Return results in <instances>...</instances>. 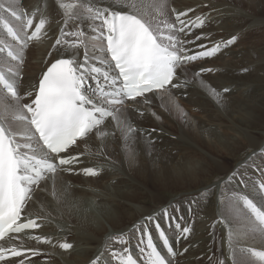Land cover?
Segmentation results:
<instances>
[{
    "label": "snow or ice",
    "instance_id": "obj_1",
    "mask_svg": "<svg viewBox=\"0 0 264 264\" xmlns=\"http://www.w3.org/2000/svg\"><path fill=\"white\" fill-rule=\"evenodd\" d=\"M54 2L60 10L61 27L46 62L53 51L57 59L46 67L33 89L23 93L26 50L51 38L49 25L53 20L48 14V0L38 2L31 12L13 0L0 2V32L15 42L0 39V262L10 264H26L28 252L31 257L41 255L38 249L26 247L25 240L71 250L73 243L66 239L71 225L67 229L57 225L59 233L65 234L60 237L64 242H54L52 235L31 233L54 223L57 217L62 219L59 213L33 214L37 193H47L56 203L63 200L67 205L72 185L62 174L99 176L102 167L79 165L86 163L84 158L110 161L106 148L117 134L126 156L134 161L135 152L127 149L138 129L132 123L130 107L139 116L144 110L137 105L155 104L165 112L175 109L189 123L191 118L177 102L174 90L186 96L183 90L193 82L188 79L189 66L215 58L239 41L232 35L211 46L201 43L202 50L193 53L188 45L195 41L188 37L194 29L206 26L211 13L185 20L194 9L179 11L169 0H111L106 6L96 0ZM204 38L198 34L195 40ZM216 71L201 67L193 79L218 107L224 108L232 89L224 86L218 90L200 79L203 73ZM90 80L95 81L94 89ZM29 97L30 101L23 103ZM151 115L161 119L155 111ZM241 168L243 172L237 169L224 181L229 188H221L217 223L227 229L231 264H264V251L239 246L242 237L264 242V147L254 151ZM162 213L167 228L155 216H148L128 230L111 233L91 264H110V260L116 264H178L177 257L188 248L177 252L175 243L187 239L192 228L179 222L183 216L177 217L167 208ZM168 230L176 233L175 243ZM133 239L138 257L131 250ZM113 244L121 248L114 250ZM105 253H110V259ZM214 264H225V260L217 258Z\"/></svg>",
    "mask_w": 264,
    "mask_h": 264
},
{
    "label": "bare ground",
    "instance_id": "obj_2",
    "mask_svg": "<svg viewBox=\"0 0 264 264\" xmlns=\"http://www.w3.org/2000/svg\"><path fill=\"white\" fill-rule=\"evenodd\" d=\"M0 2H4V0H0ZM13 2L18 3L20 7L31 12L37 3H43V0H13ZM96 2L106 6L111 3V0H96ZM170 6L175 7L179 11L194 9V11L189 13L188 17H184L185 20L194 18L199 14L211 13L210 19L206 24L209 28L194 29L188 37V39L195 41V43L188 45V48L193 53L202 50L199 48L201 43L211 46L212 42L243 33V31L233 29L229 24L225 26L224 20H228V23H230L241 21L239 18H243L250 22L247 25V30L258 28L257 23L262 25L261 28L264 27V0H170ZM216 6H220L219 8L224 6L222 11H225V13H220L221 11L214 9ZM58 11L60 10L55 5L54 0H48V14L55 19L49 25V36L51 38L39 44L33 43L26 50L25 57H27V61L25 60L26 63L22 66L21 93L26 90H32L38 83L42 72L46 70V67L57 59V53L53 51L52 56L47 58L46 62L47 54L55 38L59 35V28L61 27V24L58 23L60 19ZM172 18L174 19V17ZM198 34L205 38L195 40ZM0 39H6L8 43L15 44L10 38H6L2 32H0ZM225 52L217 57L220 58L229 54V51L228 53ZM225 59H228V57ZM258 60L260 59L246 60L248 65H244L243 68L248 69L257 66L256 64L258 63L260 65L261 63L264 64L263 60L262 62ZM229 62V60H223L219 64L229 66ZM201 67L213 66L203 64L199 68ZM228 71L231 70L229 69ZM239 71L240 69L236 70L237 73ZM242 74L243 72L240 75H236V77H230L231 75L211 77L210 73H203L202 77H200L213 79L218 90L223 87L224 82L234 83V86L231 84L233 87L229 86L232 92L228 95L229 98L224 108L218 107L209 95H199V90L197 91V85L195 84H190L187 89L183 90L187 93L186 96L181 94V90H174L173 94L176 97L181 96L194 105L195 110L203 111L198 116L199 122H194L190 119L189 123H185L182 126L180 137L176 136L178 138L177 141L163 131L156 130H149L152 132H149L148 138L145 136V131H141L136 127L138 129L135 134L136 139L129 143L127 149L128 152H135L134 161H131L126 156V150L122 147V142L119 144L116 142L117 140L114 142L110 138L106 148L110 161H105L103 157L99 159L95 157L91 159L84 158L86 163L79 165L81 168L86 166L102 167L103 171L99 176L85 177L82 174L70 175L63 173L64 180L72 185L66 197L67 205L63 200L59 204L56 203L47 193H37L39 199L32 205L33 214L45 215L51 212L53 216H57L59 213L62 215V219L57 217L54 223L46 224L40 229L30 230L31 233L33 235H52L55 242L65 235L64 233H59L57 225H61L66 229L71 225L70 234L67 235L66 239L67 242L73 243V248L65 252L59 247L52 248L51 245L37 244L35 241L25 240L26 247H34L41 252V255L36 257H31V253L28 252L27 255L30 259L26 261V264H32V262L34 264H91L96 255L104 250L106 238L111 231L119 233L128 230L131 228V222H140L148 216H155L158 220V216L166 208L164 207L158 211L159 208L157 206L161 196L159 195L161 192L159 190H170L173 187H178V184L182 185H179L180 188L184 187L181 189L183 191L192 190L194 187H201L204 184L202 180L208 179L213 172H221L229 177L233 170L229 169L227 164L221 159V156L233 158L247 147L260 145L259 148H261L264 143L263 140L261 143L258 137L251 135V131H258L260 132L259 134L261 132L264 134V75L261 73L256 77L245 79L241 76ZM242 80L247 81V84L252 88L250 91L253 94L245 95L244 92L246 91L243 90L241 92V88H235L236 85L241 84ZM210 85L212 84L210 83ZM200 88L202 89L201 86ZM239 93H244L246 98L236 99L235 97ZM30 99V97L25 99L23 103H28ZM254 99H257L256 102L251 103ZM128 103L129 105L132 104V102ZM137 107H141L144 110L143 116H149L151 111H154L155 104L152 106L137 105ZM207 107H212V109ZM213 107H217L219 113ZM128 111L132 117H140L131 107ZM213 114H217V117L213 116ZM221 117L226 122L220 125L228 126L229 129L231 128V132L219 131L217 129V127H221L219 125L210 126V122L220 121ZM151 140L156 143L149 144L148 141ZM169 148L177 150L179 152L178 155L172 156L171 153L166 151ZM255 149L257 148L255 147ZM186 153H191L192 155L183 156ZM213 153L214 155H212ZM146 198H149L153 205H145ZM41 204H43V210L41 209ZM169 213L177 217L182 216L181 213H174L173 211ZM220 214L221 208L218 206L217 214L213 216L214 220L210 218L209 222L191 226L195 234L193 236L189 235L187 239L181 238L178 243H175L176 233L171 230L167 231V234L175 243L177 252H181L185 247L188 248V252L177 257L178 264H192V262L209 264V261L207 263L198 261V258L209 259L211 257L204 250L211 249L212 245L216 246V242H211L207 235L217 230L219 235L222 236L221 238H223L220 242L223 244L221 246L222 248L224 247L226 254L225 261L231 264L228 258L227 233L217 223L220 219ZM188 216L196 215L188 210L185 212V217ZM161 224L167 228L165 221L161 222ZM20 235L23 236V234ZM153 235L155 236V242L164 251L162 242L159 241L155 231ZM191 237L194 238L191 239ZM60 242H64L63 239H60ZM14 243L18 244L19 241H14ZM130 243L133 245L131 250L134 256L138 257L139 253L134 247L135 242L131 241ZM239 246L244 248L252 247L257 251H264V242L258 238L242 237ZM120 248L121 246L118 244L113 245L114 250ZM214 249L215 247L213 246ZM105 256L110 259V253H105ZM12 259L18 261L20 258ZM211 261L214 263L213 257ZM0 264H10V261ZM110 264H116V262L110 260Z\"/></svg>",
    "mask_w": 264,
    "mask_h": 264
},
{
    "label": "rangeland",
    "instance_id": "obj_3",
    "mask_svg": "<svg viewBox=\"0 0 264 264\" xmlns=\"http://www.w3.org/2000/svg\"><path fill=\"white\" fill-rule=\"evenodd\" d=\"M169 4H170V0H169ZM219 7L220 6H216L214 9H218L219 11H221L220 13L224 14L225 11H222V8L224 6H222L221 8H219ZM58 13H60V11H58ZM239 19H241V21H235V22H230V23H228V20L223 21L225 26L229 24V26L232 27L233 29L243 31L242 34L238 35L239 41H238L237 45L230 47L229 50L228 49L225 50L226 51L225 53H228V51H229V54L224 55L220 58L215 57V58L203 60L200 62L198 61V62H196L198 65L196 63H194L196 66L194 64L189 66L188 79L193 81V83H191L192 85L193 84L197 85L196 88H197V91L199 90L198 91V94L200 93L199 95H201V94L208 95L203 88L202 89L200 88V85L196 82V80L193 79V77H194L193 72L198 70L201 65L210 64L211 66H213L212 68L218 69V71H216V73L215 72L210 73V76L212 75L211 77H214V76L226 77V76H230V75H231L230 77H236V75H240L242 73L241 70L244 67V65H248L247 61H253V59H255V60L260 59V60H258L259 62H262V60L264 62V27L261 28L262 25L257 23V26H259L258 28L254 29V30H247V25L250 22H247V20H244L243 18H239ZM52 20H53V22L55 21L54 18H52ZM229 26H227V27H229ZM206 27L209 28L208 26H205L204 28H206ZM227 57H228V59H225ZM26 59H27V57H25V60ZM25 60H24V64L27 61V60L26 61ZM223 60H229L230 61L229 66L219 64L220 62H223ZM202 62H203V64H202ZM199 63H201V64H199ZM256 65L257 66H253V67L248 68V71L243 72V74L241 76H243V78H245V79H248L249 77H256L261 73L264 75V64L261 63V65H260L258 63ZM233 68H235L234 69L235 72H234ZM229 69L231 71H228ZM239 69H240V71H239V73H237L238 71L236 72V70H239ZM211 77H207V78H211ZM200 79H203L209 85L211 83L212 84L211 86L216 87L213 79H205V78H200ZM226 83L227 82L223 83V87H224V85H227V86L233 85L234 86V83H231V82L227 83V84ZM240 83L241 84L236 85L235 88H237V87L241 88L242 89L241 92L243 90L246 91V92H244L245 95L253 94L250 91V89H252V88L247 84V81L242 80ZM244 93H241V94L239 93L238 95H236L235 98L236 99L246 98L244 96ZM256 100L257 99H254V101H252L251 103L256 102ZM177 102L189 114V117L194 122L198 121V119H199L198 116H200L202 114V112H203L202 110H195L196 108L194 107V105L189 103L188 100L183 99L181 96H177ZM207 108L212 109V107H207ZM213 108L217 111V107H213ZM154 111L161 117V119L157 120L152 115L132 117V123L137 128H139L141 131H145V134H146L145 136H147V137H148L149 132H152L149 130L155 129L156 131H163L164 133L168 134L173 140L177 141L178 138L176 136L180 137V129L185 124L184 119H182L180 117V115L177 113V111L175 109L170 111V113H169V112H165L161 108L159 109V107L155 106ZM213 116L217 117V114H215V115L213 114ZM225 122H226V120L221 117L220 121L210 122V126L219 125V126H221V127H217V129L219 131L223 130L224 132H231V128L229 129L228 126L220 125L221 123H225ZM259 133L260 132H258V131H251V135L258 137V139L261 140V143H262L264 141V137H263L264 134H262V132H261V134H259ZM112 141H113V139H112ZM115 141L118 142L119 144H121L122 140L119 137V134H117V137L114 139V142ZM151 142H152L151 144L156 143V142H153V140H151ZM259 146H255L257 149H255V147H247L244 150H241V152H239L233 158H231V157L226 158V156H223V157L221 156V159L227 164L229 169H231L233 171L239 169L241 172H243L244 169L241 168V165L245 163L247 158L249 156H251L254 151H259V149H260ZM262 147H264V143H263ZM166 151L171 153L172 156H177L179 153L177 150L170 149V148L167 149ZM190 155H192V154L186 153L183 156L187 157ZM212 155H214V153ZM213 173L211 175H209L208 179L202 180V182L204 181V184L201 187H194L192 190H189V189L186 191L181 190L182 188H184V187L180 188V186H182L181 184H178L179 188L173 187L170 190H159V191H161L159 193V195H161V196L159 198V204L157 206V208H159L158 211L163 209L164 207H166V208L169 207V208H167L169 210V212L173 211L174 213H176V208L178 207L179 212H177V213H181L182 216L184 217L183 220L179 221L183 225L193 226L196 224H200L202 222L206 223V222H209L210 218H212L214 220L213 216H215L217 214L218 206H220V208H221V205L219 203L221 188H223L225 191H227L229 186L224 183V181L227 180L228 175L226 176L224 173H221V172H213ZM215 185H216V187H215ZM104 188H106V187H104ZM174 188H176V189H174ZM172 189H174V190H172ZM103 191H104V189H103ZM202 193H207V195H201ZM145 202H146L145 205H148V206L153 205L152 204L153 202L151 203L149 198H146ZM184 207H187V208H184ZM188 208H191V211L196 216L185 217V212H187L189 210ZM162 215H163V213H161L158 216V220H160V222L164 221L163 219H161ZM137 223L138 222H135V221L131 222L130 227H132L133 225H135ZM220 227L224 228V226L221 224H220ZM151 230L154 232V229H151ZM224 230L227 233V229L224 228L223 231ZM217 231H215V232L213 231V233H210L211 234V235L209 234L210 236L207 235V238H209L211 240V242H213V243L216 242V246L212 245L210 247L211 249L204 250V252L206 254H208V256H211L210 258H212V257L214 258V261H216L217 258L225 260V257H226V254L224 252V247L222 248V246H221L223 244H221V242H220L221 239H223V238H221L222 236L219 235V233ZM111 233H115V232L111 231L110 234ZM194 234L195 233H193V231H192V233L190 235L193 236ZM218 235H219V237H218ZM193 238L194 237H191V239H193ZM132 241H134L136 243L135 239H133ZM113 245H116V244H113ZM213 246L215 247L214 250H213ZM210 258L207 259V258L199 257L198 261H203L206 263L209 261L208 262L209 264H214ZM197 263L198 262H192V264H197ZM225 264H228V263L225 261Z\"/></svg>",
    "mask_w": 264,
    "mask_h": 264
}]
</instances>
